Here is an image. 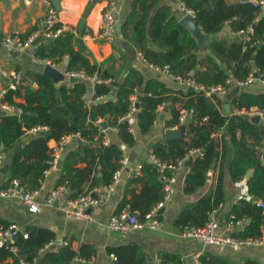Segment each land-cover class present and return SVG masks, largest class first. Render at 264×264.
Masks as SVG:
<instances>
[{"label": "trees", "instance_id": "trees-1", "mask_svg": "<svg viewBox=\"0 0 264 264\" xmlns=\"http://www.w3.org/2000/svg\"><path fill=\"white\" fill-rule=\"evenodd\" d=\"M180 1L186 9L193 12V19L202 32L214 36L230 22L232 32H244L246 35V27L252 25L253 32L248 33L250 40L247 41L245 37L231 42L213 39L207 43L209 53L199 56L195 38L172 13L171 7L159 3L160 0H132L130 12L122 22L123 37L127 36V30L130 29L132 44L145 60L159 66L168 64L170 71L175 74L185 75L192 71L193 77L206 85L224 84L229 77L243 81L255 71L264 79V9L260 4L254 0ZM153 9L155 11L152 15ZM76 43L77 39L73 33L63 30L56 37L43 38L35 46V56L39 59L47 58L52 63L61 62L66 56L68 62L65 70L97 73L102 78L111 77L112 81L96 84L90 101L82 97L88 90L84 81L73 82L70 87L64 83L55 85L51 76L41 73L28 75L30 80L38 83V88L24 87L25 103H16L13 100V96L21 95L20 87L9 89L2 100L18 106L26 115L20 118L18 114L11 112L0 116V151L12 150L8 163L10 175L2 185L3 188H7L13 179L28 190L40 186L43 170L47 168V161L51 158L48 140L42 135L21 140L23 128L36 126L48 127L52 133L51 138L55 140L64 133L77 131L87 142L71 151L64 165L60 183L67 182L71 197L86 193L98 180L104 184L110 183L114 171L121 165L124 151L115 142L108 145L102 143L103 132L99 130L97 121L104 119L109 127L116 126L120 141L133 147L136 138L128 130L129 122L122 120V117L129 109V96L133 88L137 87L139 109L136 116L141 135L150 131L156 116L155 110L162 103L169 104L171 118L167 122L168 126L185 127L182 136L151 144L149 153L159 162L171 163L188 156L190 151L195 149L184 180L183 190L186 193H193L205 183V160L210 150L212 135L226 130L233 136L237 129L244 130L246 141L240 142L239 145L247 150L246 143L249 141L253 146V156L245 165L236 164L231 170V178L240 180L246 171L251 169L247 178V192L251 198H241L233 203L226 213V219L233 222L241 218L248 219L233 235L240 238L260 237L264 228V209L257 205V201H264V165L259 158V148L264 140V124H255L250 119L238 115L224 114L221 111L222 99H217L214 103L195 90L171 88L153 77L144 80L136 69L129 71L122 83L117 82L103 64L89 60L85 47L78 45L75 49ZM109 94H113L114 98L95 102L97 98ZM230 104L232 109L256 107L264 110V90L250 92L241 89L231 98ZM182 110L190 111V114L180 123ZM229 118L233 119L234 127L230 126ZM79 162L85 165L79 167ZM143 165L140 175L129 178L128 188L116 210L119 212L128 203L130 208L137 212L140 221H144V215L160 202L164 194L163 182L159 179L160 168L152 162ZM97 171L101 172L100 177L96 176ZM137 183L141 184L138 192L135 190ZM224 202V178L220 173L213 206L221 208ZM25 231L27 238H23L22 234L17 238L20 254L15 255L14 264H17L19 259L37 264L35 258L38 256V249L45 248L50 240L55 239V235L49 229L35 226H27ZM107 253L113 255L112 264H145V257L136 244L108 247ZM93 254L94 248L90 244L83 243L76 250L67 244L57 251L44 252L41 264H74L71 262L74 258L88 259ZM10 255L12 254L6 248L0 247V261ZM175 257L167 253L162 255L164 263L167 258ZM245 264L256 262L248 259Z\"/></svg>", "mask_w": 264, "mask_h": 264}, {"label": "crops", "instance_id": "crops-1", "mask_svg": "<svg viewBox=\"0 0 264 264\" xmlns=\"http://www.w3.org/2000/svg\"><path fill=\"white\" fill-rule=\"evenodd\" d=\"M51 1L57 11V24L66 25V30L71 31L77 39V43L74 48L77 49L78 45L85 47L89 60L91 62L103 64V67L110 70V72L114 75L117 82L122 83L127 78L129 71L136 69L139 70L144 80L153 77L161 82H164L171 88H179L189 91L188 87L182 86L180 83L172 80L168 75L161 72H154L147 67L141 57L142 54L132 44L130 39V29L127 30L126 37H123V34L119 37L116 32V38L112 42H106L98 36L102 11L108 0H58L57 6L54 4V0ZM117 1L120 5L118 22H121L122 29V22L125 18H127L130 12L132 0ZM161 2L168 4L171 7L172 13L178 17V20L186 14V12L184 13L182 10L179 0H160L159 3ZM46 8L47 2L45 0H0V33L2 35H6L17 32L22 39L28 38L37 28V21L45 14ZM154 11V9L151 11L152 15ZM230 25L231 23L229 24L227 22L216 35H209L210 41L213 39H219L231 42L245 37V33L243 32H232ZM241 33L243 34L242 36L240 35ZM42 39L43 37H37L32 42L31 46H27L22 50H6L2 45H0V90L7 86V80L2 75V71H6L8 73L19 72L23 78L24 83L18 86L21 89V95L13 96V100L16 103H25V86H30L31 89L38 88V83L29 79L28 75L30 73L49 75L54 79L55 85L64 83L70 87L73 82H76H71L70 78L66 77L63 73V70H65V66L68 62L66 56L61 62H53V65L51 66V74L44 73L46 64H44L41 59L37 58L35 54H32L33 47L42 41ZM207 43L208 42H206L204 47H197L196 42V49L199 51V56H204L209 53ZM81 80L86 83V87L88 88L86 94L82 97L85 100L90 101V95L94 92L93 88L96 84L92 86V84L86 79H80L78 81ZM235 87L239 86L231 85L228 93H230ZM239 88V91L243 89L250 92H258L264 90V82L254 80L252 83L242 85ZM191 91L193 90L191 89ZM131 94H135L136 104H138L137 87L133 88V92ZM107 96L110 97L109 99L114 98L113 94H109L104 97L97 98L95 102L100 99L103 101L108 100L106 99ZM224 96L207 98L212 100L214 103H216L217 99H222L223 105L221 106V111L224 114L238 115L252 121L253 116L238 114L236 112L237 108L235 107L232 109L231 104L228 113H225ZM3 102L6 101L0 99V116L11 112L18 114L20 118L26 115L21 112V109L16 105H12L14 109H4L2 107ZM138 109L139 104L138 107H136V110L128 118L122 119L129 122L128 130L136 138V144L133 147H129L120 141L117 136L116 126L109 127L104 119H99L97 121L98 126L101 125L105 128L102 142L104 136H107L110 142L117 143L124 151V158L121 160V165L119 166L123 168L121 170L118 183L114 186L104 205L100 208H91L89 210L93 220L88 221L85 219L67 217L58 207V204L63 203L66 197H71V190L67 182L60 183L66 159L71 151H75L79 146L87 143L79 135L78 137L73 138L66 145L64 150L60 153L56 166L50 169L47 176L43 177L40 184V191L35 198L40 204V209L37 212L32 213L19 198L0 197V225L16 224L22 230V233H26L25 230L27 226L46 228L54 233L55 239L50 240L45 245V248L38 249V256L35 258V262L37 264H41V257L46 251H57L60 247L66 246L67 244H69L73 250H76L83 243L92 245L94 248V254L88 259L74 258L71 261L74 264H112L113 255H109L107 253V248L127 243L136 244L140 248L145 257V264H175L177 262H181L182 264H245L248 259L255 261L256 264H264V244L227 246L205 245L194 238L183 235V230L188 227L202 226L207 221L208 216L212 213V210H215L214 217L219 225L217 232L222 235L235 236L233 235V232L237 231L239 228L241 229L245 222L248 221L246 218H241L244 219V224L237 227L231 226L229 224L230 220L226 219V213L229 211L233 203L237 202L241 198L247 200L251 198L247 192V178L251 174V169H248L240 180H233L231 178V170L234 166L236 164L245 165L249 163L253 156V146L249 143V141L246 143L247 150L244 148L242 149L239 145L240 142L246 141V135L242 129H237L233 136L226 130H220L212 135L210 150L205 160V166L207 168L206 180L204 185L193 193L184 192L183 187L185 176L191 165V155L195 151L192 152L191 150L190 154L185 156L186 160L181 167L173 171L167 170V173L173 178L171 184L173 187V193L166 203L161 206L164 207V209H162L161 212H158L157 210L155 218L158 223L155 227L151 228L149 226H145L141 229H134L126 233L110 230L106 227L111 215L119 213L124 209L137 216V212L131 209L128 203L125 204L119 212H116L117 206L121 202V199L128 188L127 183L129 178L131 176L140 175L142 170H140L138 175L135 174V168L138 164L143 165L146 162H152V155L149 153V147L151 144L155 142L169 141L165 139V131L167 129H176L184 126H168L167 122L171 118L169 104L162 103L155 110L156 116L150 131L145 135H141L138 129L136 116ZM182 111H185V119L186 117H189L190 111ZM185 119L183 121L179 119V122L183 123ZM104 123L106 124V127ZM229 123L231 127H234L233 119H230ZM259 123L264 124V121L260 119ZM46 131H50L48 127L46 130H37L36 132L23 128L21 132V140L25 141L31 136L42 135L48 140L47 146L51 149L56 140L51 138L52 133L46 138ZM137 144H140V148L136 159L130 167H126L127 157ZM259 150V158L264 165V140ZM0 153L3 155V167H6L5 172L0 171V188H3L2 185L6 182L10 175L8 163L12 155V150H4L0 151ZM189 158L191 159L190 161ZM124 159L125 163H122ZM84 165L85 163L82 162L77 164L79 167H83ZM220 173L223 174L224 178L225 198V202L221 208L213 206V197ZM96 176L100 177L101 172L97 171ZM159 179L161 180L160 176ZM58 185H65L66 189L58 196V199L54 201V203L56 202L57 204L54 205V203H46L45 199L47 194ZM105 185L107 184L98 180L97 183L92 185L89 190L92 188L102 189ZM140 189L141 184L137 183L135 187L136 192ZM127 198H129V195H127ZM261 237H264V228L262 229ZM164 253L176 257L167 258L166 263H164L162 258ZM11 254L12 255L0 261V264H14L15 255L20 254L19 248L16 253ZM21 261L33 264V262L25 261L23 259H19L17 264H21Z\"/></svg>", "mask_w": 264, "mask_h": 264}, {"label": "built area", "instance_id": "built-area-1", "mask_svg": "<svg viewBox=\"0 0 264 264\" xmlns=\"http://www.w3.org/2000/svg\"><path fill=\"white\" fill-rule=\"evenodd\" d=\"M47 2V8L45 14L40 17L37 21V28L30 34L28 38L23 40L19 33L13 32L10 34L2 35L0 33V45H2L6 50H22L27 46H31L32 42L37 37L43 38H51L59 35L63 30H66L67 27L64 24H59L57 21V11L55 6L53 5L51 0H45ZM180 1V0H179ZM256 3L260 4L262 9H264V0H254ZM180 5L184 13L190 14L193 17V12L189 9H186L182 2L180 1ZM120 13V5L117 0H108L106 3L101 16V24L100 30L98 32V36L105 40L106 42H112L116 38V24L118 23V17ZM247 34L245 38L247 41L250 40L248 33L253 32L252 25H248L246 27ZM244 33V32H243ZM32 54H35V47L32 49ZM143 58V56H141ZM42 62L46 65L52 66L53 63L45 58L41 59ZM147 67L154 72H161L163 74L168 75L172 80L180 83L182 86L191 88L192 90L201 92L205 97L214 98L216 96L222 97L226 95L231 85H236L241 87L242 85L250 84L254 80L264 82V79L260 77L258 72L250 73L247 78L243 81H240L235 78H227L224 84L217 85H206L201 83L192 75V72L189 71L185 75L183 74H175L170 71V66L168 64H164L159 66L157 64H153L143 58ZM63 73L68 78H79L88 80L92 86L98 83H109L112 81L111 77L102 78L97 73L87 74L82 70H63ZM257 73V76L255 75ZM2 75L7 80V86L0 90V99H2L5 93L9 90H15L19 85L23 84V78L19 72H11L8 73L6 71H2ZM129 109L127 113L122 117L128 118L135 110H136V96L135 94H131L129 96ZM2 107L6 110L14 109V107L7 102L2 103ZM236 112L238 114H244L246 116H260V119L264 121V110L257 109L256 107H252L250 109L239 108L237 107ZM179 119L183 121L185 119V111H182ZM175 128V127H171ZM46 126H36L32 127L30 131L37 130H46ZM99 130L101 132H105V128L99 125ZM79 136V132H70L62 134L58 140H56L55 144L51 147V158L47 161V168L43 170V177L47 176L50 169L55 167L58 163V159L60 153L64 150L66 145L75 137ZM110 140L107 136H104L103 144H109ZM195 149H192L194 152ZM186 160V157H182L176 160V162L171 163H163L159 162L154 156H151V161L153 164L158 166L161 170L160 178L163 182V191L164 195L162 200L149 212L144 215V221H140L137 216L128 210L124 209L119 213L111 215L109 218L106 227L110 230L119 231L122 233H126L128 231L134 229H141L145 226H149L151 228L155 227L158 221L155 218L156 212L166 201L170 198L173 193L172 181L173 178L167 173V170H176L181 167ZM125 163V159L122 161ZM3 155L0 153V171L3 167ZM123 167H119L114 171L112 181L105 185L102 189L92 188L88 190L86 193L78 195L76 197H66L63 203L58 204V207L64 212L67 217L77 218V219H85L88 221L93 220L92 216L89 213L91 208H100L104 205L106 199L109 197L111 191L114 186L118 183V179ZM142 168V164H138L135 168V174L138 175ZM40 187L28 190L25 187L21 186L16 179H13L7 188H0V197H17L19 198L28 208V210L32 213L37 212L40 209V204L36 201V196L40 191ZM65 185H58L54 189H52L46 196L45 202L48 204H53L55 200L58 199V196L65 191ZM257 205L264 209V202L261 200L257 201ZM212 213L208 216L207 221L202 226H191L183 230V235L194 238L205 245H219V246H227V245H245V244H264V237H256V238H240L237 236H229L222 235L217 232L219 227L218 222L214 217L215 210L211 211ZM231 226L240 227L244 224V219H238L235 222H229ZM22 234L23 238H27V233H22V230L16 224H9L7 226L0 225V247L6 248L10 253H16L17 246V238ZM21 264H30L24 261L20 262ZM201 264V263H198Z\"/></svg>", "mask_w": 264, "mask_h": 264}, {"label": "water", "instance_id": "water-1", "mask_svg": "<svg viewBox=\"0 0 264 264\" xmlns=\"http://www.w3.org/2000/svg\"><path fill=\"white\" fill-rule=\"evenodd\" d=\"M240 1H245V0H240ZM54 4L57 6L58 4V0H54ZM82 22V21H81ZM179 22L184 25L190 32L191 34L194 36V38L196 39L197 42V47H204L206 42L210 41V36L204 32H202L200 30V28L197 26V24L195 23L193 17L190 14H185L181 17V19L179 20ZM230 24V22H228ZM116 32L118 34L119 37L122 36L121 33V22H118L116 24ZM241 36L243 35L242 33L240 34ZM35 43V42H34ZM44 73L45 74H51V66L50 65H46L44 68ZM257 76V73L255 74ZM80 80L79 78H70V81H78ZM239 87H235L230 93L226 94L224 96V110L225 113H228L229 111V107H230V99L239 91ZM189 91H191V88H188ZM110 97L107 96L106 99H109ZM103 100L100 99L97 101V103L102 102ZM136 107H138V104H136ZM252 121L255 123H259L260 122V116L256 115L253 116ZM105 127L106 124L104 123ZM184 132V126H181L179 128L176 129H167L165 131V139L166 140H170L173 139L175 137L181 136ZM51 135L50 131H46L45 132V137H49ZM139 148H140V144H137L134 149L132 150V152L129 153V156L127 157V161H126V167H130L131 164L133 163V161L136 159V156L139 152ZM191 159L189 158V161ZM188 161V162H189ZM6 168V167H5ZM5 168L2 167L1 172H5ZM57 203L55 202L54 205H56ZM162 209H164V207H160L158 209V212H161Z\"/></svg>", "mask_w": 264, "mask_h": 264}]
</instances>
